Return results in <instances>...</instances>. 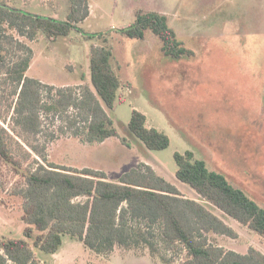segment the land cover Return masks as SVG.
I'll use <instances>...</instances> for the list:
<instances>
[{"label": "rangeland", "instance_id": "1", "mask_svg": "<svg viewBox=\"0 0 264 264\" xmlns=\"http://www.w3.org/2000/svg\"><path fill=\"white\" fill-rule=\"evenodd\" d=\"M3 1L9 8L59 21H65L69 12V0ZM88 3L89 14L79 23L82 33L71 31L67 37L55 41L39 33L30 42L4 26L0 30V44L7 52L8 62L27 57L25 50H19L20 44L32 50L26 77L44 86L42 94L47 100V88H52V95L61 88L80 93L79 88L89 85V52L103 42L87 36H107L113 50L112 66L123 84L130 83L121 87L110 112L118 137L102 143L82 142L69 133L60 134L59 126L65 119L52 114L42 117L44 133L37 139L20 134L17 127L14 131L10 104L16 98L10 95L11 86L2 73L0 124L12 137L11 151L23 171L34 167L35 161L41 162L26 141L45 142L49 163L91 168L105 173L113 182L123 173L147 165L176 186L184 197L196 199L195 193L175 178L174 154L191 151L210 170L222 174L264 209V0H88ZM139 11L165 14L179 42L193 55L178 61L163 56L160 41L149 31L144 40L117 35L115 32L128 27ZM166 109L178 113L176 119L169 118ZM132 110L145 115L147 126L168 136L167 148L147 150L127 132ZM177 118L181 119L183 130L177 127L179 123L174 121ZM196 127L205 133L200 140L190 135ZM52 132L54 139L48 137ZM25 151L31 153L28 159L24 158ZM23 186V177L0 160V239L25 240L28 228L32 230L30 243L40 235L23 221L21 199L16 195ZM216 214L238 233V238L212 235L214 244L239 253H246L249 247L264 253V240ZM70 244L65 236L60 260L35 251L45 264H162L159 257L153 262L147 251L140 254L146 258H135L136 252L121 250L105 258L78 243L72 248Z\"/></svg>", "mask_w": 264, "mask_h": 264}, {"label": "trees", "instance_id": "2", "mask_svg": "<svg viewBox=\"0 0 264 264\" xmlns=\"http://www.w3.org/2000/svg\"><path fill=\"white\" fill-rule=\"evenodd\" d=\"M88 4V0H69L67 18L59 21L9 8L0 0V30L7 26L30 42L39 33L55 41L67 37L71 31L83 32L79 23L89 14ZM147 31L160 41L163 56L178 61L193 55L179 42L167 16L159 12L139 11L128 27L115 33L144 40ZM94 37L103 43L90 49L89 85L79 88L80 93L72 88H61L51 95L52 88H47V100L42 94L44 86L26 77L32 50L20 44L19 50H25L27 57L8 62L7 52L0 44V76L3 73L9 81L10 95L16 98L14 104H10L14 131L17 127L20 134L37 139L44 133L42 117L52 114L65 119L59 126L60 134L69 133L82 142L102 143L118 137L110 112L118 101L121 87L130 83L123 84L112 66L113 50L108 37L104 34L87 36ZM165 111L169 118L176 119L178 113ZM180 120L174 121L183 130L185 127ZM193 131L188 132L200 140L204 133L202 128L199 131L196 127ZM127 132L150 151L163 150L170 143L164 132L147 126L145 115L136 110L131 112ZM48 137L54 139V133ZM12 142V137L0 124V160L23 177L24 186L16 192L21 199L23 221L40 235L30 243L32 230L28 228L25 240L1 238L0 264H42L35 250L53 255L65 236L105 258L121 250L122 253L136 252L137 257L147 251L152 260L159 257L162 264H264V253L254 247L239 253L213 243L212 235L238 238V233L216 213L264 240V209L222 174L210 170L191 151L174 154L175 178L188 186L196 199L184 197L176 186L147 165L131 169L113 182L105 173L91 168L49 163L45 142L30 144L26 141L41 162L35 161L34 167L23 171L11 151ZM121 142L126 145L124 140ZM30 156L31 153L25 151L24 158Z\"/></svg>", "mask_w": 264, "mask_h": 264}, {"label": "crops", "instance_id": "3", "mask_svg": "<svg viewBox=\"0 0 264 264\" xmlns=\"http://www.w3.org/2000/svg\"><path fill=\"white\" fill-rule=\"evenodd\" d=\"M66 237H68V236H66ZM69 239H70V241H71V244H70V248H72L73 246H75V245H77V243H78V245H81V246H83L79 241H77V240H74V239H71L70 237H68ZM63 239H64V237H63ZM63 246V242H62V245H61V247ZM61 247H60V249L57 251V253H55V254H53L52 256H54V257H56L58 260H60L61 258H62V252H60L61 251ZM125 255V254H124ZM135 256V255H134ZM100 257H102V256H100ZM109 257H111V256H109ZM146 257H148V256H141V257H135V258H146ZM150 258V257H149ZM152 260V259H151ZM153 262H154V260H152ZM42 262V261H41ZM42 264H45V262H42Z\"/></svg>", "mask_w": 264, "mask_h": 264}]
</instances>
